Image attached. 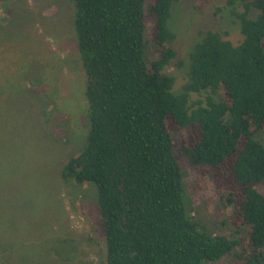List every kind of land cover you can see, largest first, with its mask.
<instances>
[{
  "label": "trees",
  "instance_id": "1",
  "mask_svg": "<svg viewBox=\"0 0 264 264\" xmlns=\"http://www.w3.org/2000/svg\"><path fill=\"white\" fill-rule=\"evenodd\" d=\"M176 1L75 0L88 134L62 176L96 189L104 264H264V0H226L241 38L202 30L181 92L168 71L184 62L169 25ZM54 109L46 127L67 140L72 119ZM180 156L229 192L246 247L191 214Z\"/></svg>",
  "mask_w": 264,
  "mask_h": 264
},
{
  "label": "rangeland",
  "instance_id": "2",
  "mask_svg": "<svg viewBox=\"0 0 264 264\" xmlns=\"http://www.w3.org/2000/svg\"><path fill=\"white\" fill-rule=\"evenodd\" d=\"M75 12V0H0V264L105 261L94 185L80 186L62 176L64 165L82 149L88 134V78L77 46ZM169 25L177 33L174 47L184 61L168 70L176 92L188 79L190 52L202 30L225 31L234 41L241 38L240 24L226 0H177ZM151 31L148 20L149 36ZM157 57L158 48L151 42L149 59ZM47 99L54 103L49 105ZM53 104L72 119L67 140L46 127L45 114L57 113ZM173 134L177 140L184 131ZM259 138L264 142V132ZM179 160L191 214L214 233L244 237L246 247L250 229L233 224L229 192L208 177H198L183 156ZM258 189L264 193V185Z\"/></svg>",
  "mask_w": 264,
  "mask_h": 264
}]
</instances>
